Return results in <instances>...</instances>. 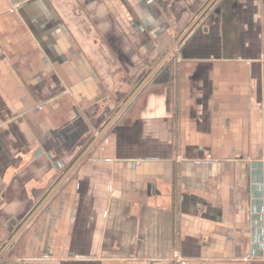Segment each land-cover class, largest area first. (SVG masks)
<instances>
[{
  "label": "crops",
  "instance_id": "0c3cea01",
  "mask_svg": "<svg viewBox=\"0 0 264 264\" xmlns=\"http://www.w3.org/2000/svg\"><path fill=\"white\" fill-rule=\"evenodd\" d=\"M0 264H264V0H0Z\"/></svg>",
  "mask_w": 264,
  "mask_h": 264
}]
</instances>
